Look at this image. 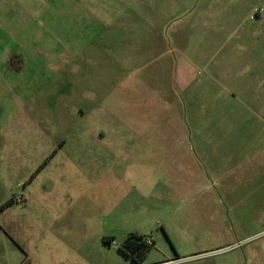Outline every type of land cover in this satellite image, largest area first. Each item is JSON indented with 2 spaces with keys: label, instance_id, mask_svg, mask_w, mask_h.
<instances>
[{
  "label": "rangeland",
  "instance_id": "374dc122",
  "mask_svg": "<svg viewBox=\"0 0 264 264\" xmlns=\"http://www.w3.org/2000/svg\"><path fill=\"white\" fill-rule=\"evenodd\" d=\"M22 1L0 25L24 55L0 77V264H127L130 234L142 264H264V0ZM139 83L183 103L185 138L139 142ZM139 145L169 182L139 185Z\"/></svg>",
  "mask_w": 264,
  "mask_h": 264
},
{
  "label": "crops",
  "instance_id": "0c3cea01",
  "mask_svg": "<svg viewBox=\"0 0 264 264\" xmlns=\"http://www.w3.org/2000/svg\"><path fill=\"white\" fill-rule=\"evenodd\" d=\"M77 11L78 12H87V13H93L95 14L98 10V7L102 6L104 8V12L109 13H115L117 11H122L121 7L126 8L130 7L128 6L127 0H74L73 1ZM136 6L139 7L140 11H147L152 13H157L159 11L165 10L164 7H169L172 2L170 0H162L160 4V0H135ZM23 3H26L25 0L22 1ZM158 3L159 6L155 5ZM17 3H15V0H0V25H7L9 27L10 22L14 21V10ZM152 7V8H151ZM3 43L2 39H0V44ZM5 43V41H4ZM15 42L13 39L10 40L7 44H1L6 45V47H0V77L1 74L3 76L10 75V73L20 72L17 71L14 67L10 66V58L13 54L17 53L18 56L24 55L20 54L21 51L17 50L15 48ZM159 41H154L151 43L154 47L158 46ZM22 58V57H21ZM19 58L23 61V59ZM152 58V57H151ZM150 57H146L144 54L139 53V72L146 70L149 72H153L149 66L146 68L144 64V60H149ZM23 64V63H21ZM24 67V65H23ZM194 68L192 64L185 63V66L176 70V75L180 79V85L183 84L182 81L186 82L183 87H187L190 81H188V78H191L193 76ZM186 78V80H184ZM182 82V83H181ZM159 98V99H158ZM155 98L152 93L146 92L142 89L139 83V142H146V141H157L160 139H167V140H181L185 138V134L182 133L185 131L184 125H185V117H184V105L182 102H179V100H176L174 96L165 97V98ZM153 130H150L151 128H155ZM146 150L143 149L142 146L139 145V185L144 187L145 185L149 188L153 189L152 187L158 186L159 183V177L156 176L157 173H164L163 170H171L172 166L168 165L165 166H159L158 164H154L153 166H145L143 164V160L145 158H149L150 156L147 155ZM183 167L180 169V171H185L186 169L190 168L189 161L187 162V166H185V161L182 160ZM155 163V162H154ZM192 167V166H191ZM146 174V175H145ZM162 176L163 180L166 182H169L166 178V175L163 174ZM198 181V180H197ZM146 182V184H145ZM144 183V184H143ZM172 186H180L185 187L186 184L188 186L191 185V182H186V180H183L182 183H171ZM8 207V206H7ZM6 209V208H5ZM4 210V209H3ZM2 210V211H3ZM151 242V241H150ZM123 255V254H122ZM128 259V258H127ZM129 262L127 264H134L130 259H128ZM82 264H95L94 262V255L91 257L88 256L86 259V263ZM162 264H168V263H162Z\"/></svg>",
  "mask_w": 264,
  "mask_h": 264
},
{
  "label": "trees",
  "instance_id": "16d2710c",
  "mask_svg": "<svg viewBox=\"0 0 264 264\" xmlns=\"http://www.w3.org/2000/svg\"><path fill=\"white\" fill-rule=\"evenodd\" d=\"M19 62L21 63L18 54H13L10 58V66L20 71L23 66L22 64L19 65ZM9 204H11V202L1 206V209L7 207ZM153 244L154 243L152 241L150 242L149 238L146 236L130 234L119 246V251L134 264H142L147 258L148 252Z\"/></svg>",
  "mask_w": 264,
  "mask_h": 264
},
{
  "label": "built area",
  "instance_id": "2783aa9c",
  "mask_svg": "<svg viewBox=\"0 0 264 264\" xmlns=\"http://www.w3.org/2000/svg\"><path fill=\"white\" fill-rule=\"evenodd\" d=\"M261 17H264V8L263 7L255 8L250 14L251 20H257Z\"/></svg>",
  "mask_w": 264,
  "mask_h": 264
}]
</instances>
